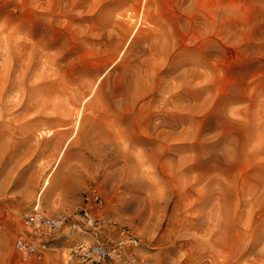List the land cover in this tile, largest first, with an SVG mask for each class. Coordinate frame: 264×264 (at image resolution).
<instances>
[{
	"label": "rangeland",
	"instance_id": "obj_1",
	"mask_svg": "<svg viewBox=\"0 0 264 264\" xmlns=\"http://www.w3.org/2000/svg\"><path fill=\"white\" fill-rule=\"evenodd\" d=\"M93 190L137 264H264V0H0V264L37 201L83 264Z\"/></svg>",
	"mask_w": 264,
	"mask_h": 264
},
{
	"label": "built area",
	"instance_id": "obj_2",
	"mask_svg": "<svg viewBox=\"0 0 264 264\" xmlns=\"http://www.w3.org/2000/svg\"><path fill=\"white\" fill-rule=\"evenodd\" d=\"M104 209L105 201L97 190L84 196L80 208V214L87 226L84 232L92 234L98 238V241L90 245H78L74 254L83 264H99L104 261L137 264L136 254L126 255V245L129 243L136 247L138 239L124 229L121 230L122 239L112 242L103 232L106 230L103 219ZM65 220L63 216H46L37 201L32 211L24 218V224L30 230V236L18 238L15 242V249L20 256L17 264H35L36 261L41 260L49 248L48 238L64 225ZM99 238L103 240L99 241Z\"/></svg>",
	"mask_w": 264,
	"mask_h": 264
}]
</instances>
